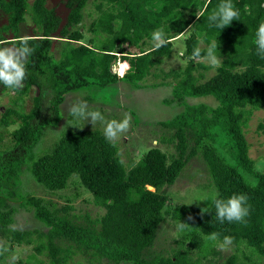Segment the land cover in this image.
<instances>
[{"label": "trees", "instance_id": "1", "mask_svg": "<svg viewBox=\"0 0 264 264\" xmlns=\"http://www.w3.org/2000/svg\"><path fill=\"white\" fill-rule=\"evenodd\" d=\"M89 1L65 0L68 12L62 24L56 11L46 7L47 0H0V10L7 16L6 24L0 26V41L19 46L28 37L33 49L26 62L23 86L13 90L0 84L16 93L1 113L0 125H16L11 136L21 152L7 160L0 152V191L4 184L18 178V171L26 164L30 175L50 193L64 190L69 180L76 178L105 213L94 220L86 217L82 225L71 214V206L57 208L30 196L23 206L33 208L34 219L46 230H18L11 228L15 209L8 203L17 194L6 192L2 196L0 192V244L9 250L30 246L31 253L15 264H68L74 255L113 264L264 262V172L258 171L250 159L243 130L247 114L264 109V58L257 54L255 44L258 26L264 22V0H232L239 16L224 29L208 19L221 0H105V8L101 0L96 5L97 17L87 26L83 11ZM26 16L35 32L20 36L19 26L26 23ZM157 29H163L166 45L158 49L153 46L149 52L132 57L122 54L124 44L139 47L153 41ZM189 29L182 54L185 65L165 72L160 66L171 56L172 41ZM83 33L91 35L90 46H66L58 61L53 58L54 38L79 42ZM213 42L218 43L222 62L206 79L204 72L211 67L201 61ZM200 43L207 47H200ZM196 48L201 49L200 58L193 55ZM118 55H122V72L126 70L122 77L112 72ZM149 75H160V83L171 86L169 102L183 106L172 119L159 123L169 134L161 133L157 142L172 145L173 153L155 146L141 160H132L126 166L117 147L102 133L77 129L63 132L48 152L34 158L32 151L44 130L56 127L62 118L60 106L66 94L93 86L105 89L118 81L139 86ZM29 93L32 106L25 111L22 102ZM202 97L214 98L217 106L212 109L202 103H186V99ZM258 129L264 132V124ZM198 151L216 195L203 214L189 205L170 208L163 191L176 182ZM246 174L255 182H250ZM239 193L248 196L250 205L245 222L220 223L214 200ZM170 213L177 222L189 225L187 234L170 256L147 258L144 252L153 246L158 227ZM213 233L218 234L215 240L211 239ZM225 236L233 238V252L221 259L215 244H223ZM242 247L246 253L240 251ZM9 252L0 255V264Z\"/></svg>", "mask_w": 264, "mask_h": 264}, {"label": "rangeland", "instance_id": "2", "mask_svg": "<svg viewBox=\"0 0 264 264\" xmlns=\"http://www.w3.org/2000/svg\"><path fill=\"white\" fill-rule=\"evenodd\" d=\"M65 0H47L46 7L54 9L56 13L65 21L68 10L65 8L63 2ZM101 0L89 1L86 5L83 16L85 25H89L98 14L97 4ZM107 2L104 0V8ZM7 16L0 10V26L5 25ZM19 35L31 36L34 35L35 27L31 22L29 16H26V23L21 24ZM191 29L183 33L172 41L171 56L164 59L160 68L165 72L171 69L182 68L185 61L182 59L184 50V40L189 36ZM84 37L79 42H72L63 40L61 38H54L53 58L58 61L66 46L68 48H77L80 45H88L91 35L83 33ZM12 39V35L7 36ZM173 40V39H172ZM67 44V45H66ZM154 41L146 42L139 47H127L123 45V53L132 55L138 54L141 51L153 49ZM200 47H207L204 43H200ZM57 48V49H56ZM219 55V53H217ZM118 62L115 64L117 68H112V72L119 69L121 65L119 60L122 55H118ZM221 60L222 57L220 56ZM204 65L210 66L208 71H205V78L211 77L215 73L217 66L205 59L201 61ZM113 65V64H112ZM114 67V66H112ZM117 75V72L114 73ZM118 76V75H117ZM169 80V79H168ZM205 80V79H204ZM202 79V81H204ZM163 79L160 77H153L149 75L139 86H132L122 81L111 85L105 89H99L93 86L86 90H78L70 92L64 96L63 103L60 106L62 118L54 128L44 130L42 138L33 149L34 158L38 157L44 152H48L54 142H56L65 131H73L77 129H91L98 130L104 135L105 124L97 121L91 124L90 120L76 119L70 112L69 107L74 103L84 102L88 105V111H100L105 117L106 121L112 119L122 120L126 114L131 116V126L129 130L122 134L116 141L111 142L117 147L119 157L127 166L132 160L139 161L144 154L153 147H160L168 154L174 152V148L170 144H160L157 138L164 133L168 136L169 131L159 126L162 121L172 119L177 113L183 110V106H178L175 103H170L171 86L163 85ZM16 98V93L8 91L0 86V115L10 105L11 101ZM186 103L191 105L205 104L210 108L217 106V101L212 97L189 98ZM22 106L25 111H29L32 106V93L24 98ZM247 116L248 121L244 126V134L249 144V157L254 162L255 168L258 171L264 172V132L258 129L259 124H264V109L251 110ZM16 125L4 127L0 125V152L2 159L7 160L13 156H20L21 152L15 147L14 140L11 133ZM220 150V149H219ZM220 153L224 154L222 150ZM18 178L13 179L12 182L6 183L1 189V195L6 196V192H15V198H9V206L15 209L13 212V223L11 228L18 230L41 229L46 230V227L34 219V210L32 207L23 206L28 197L34 196L44 200L46 203L54 204L57 208L69 205L72 207L71 214L76 217L79 224L85 225V218L94 220L104 215L103 208L96 206L93 203V198L82 186L77 183L76 178H71L64 190L50 193L38 184L36 180L30 175L28 165H23L18 171ZM246 177L249 181L254 183L255 180L248 174ZM211 177L209 175L207 166L202 157L201 151L193 157L185 166L180 177L176 182L164 189V194L168 198L167 205L170 208L179 207L181 205H189L196 209H206L212 199L216 195V190L211 184ZM180 223L173 219L170 214L165 215L164 222L158 227L157 236L153 246L144 252L147 258L155 256L168 257L173 250L179 248L180 241L187 234V226L184 229L179 228ZM222 244H215V248L220 251L222 258L229 256L233 249L230 245L221 247ZM240 251L246 253L244 247ZM13 250H9V256L4 264H15L20 258L25 259L31 253L30 246H13ZM68 264H113L106 260H97L90 256L82 257L74 255ZM260 264H264L263 261Z\"/></svg>", "mask_w": 264, "mask_h": 264}, {"label": "clouds", "instance_id": "3", "mask_svg": "<svg viewBox=\"0 0 264 264\" xmlns=\"http://www.w3.org/2000/svg\"><path fill=\"white\" fill-rule=\"evenodd\" d=\"M238 16L239 10L232 3V0H221L218 7L212 11L208 19L215 27L224 29L233 20H236ZM28 39V37H24L19 42V46L15 44L5 45L3 41H0V84L6 88L16 90L23 86V82L27 76L26 62L33 52V49L29 47ZM152 39L156 49L167 44L163 29L155 30ZM255 44L257 45V54L264 58V22L258 26ZM217 52L218 43L213 42L206 49V54L203 59L209 61L211 65L217 66L222 62ZM193 55L195 58H200L201 49L196 48ZM116 65L113 67L114 69ZM124 73L119 77H122ZM69 112L76 119L90 120L91 124H95L97 121L104 123V136L109 142L116 141L131 126L130 115L126 114L122 120L112 119L106 121L100 111H88V105L84 102L72 104L69 107ZM214 206L217 219L220 223H224L225 221L229 223L245 222V217L249 215L250 211L248 196L244 193L233 194L227 199L217 198L214 200ZM204 212H207V210L201 209V214ZM188 219L191 220L193 218L189 216ZM186 226L189 225L180 222L179 228L184 229ZM217 236L218 234L213 233L211 239L215 240ZM232 240V237L225 236L221 247L231 245ZM7 251L8 249L3 244H0V255H3Z\"/></svg>", "mask_w": 264, "mask_h": 264}, {"label": "bare ground", "instance_id": "4", "mask_svg": "<svg viewBox=\"0 0 264 264\" xmlns=\"http://www.w3.org/2000/svg\"><path fill=\"white\" fill-rule=\"evenodd\" d=\"M119 64L121 65L120 67H118L119 69L115 70V72H118L119 76H121L124 72H122V70L124 69V65L122 64L121 60L119 61ZM117 68V67H116Z\"/></svg>", "mask_w": 264, "mask_h": 264}, {"label": "water", "instance_id": "5", "mask_svg": "<svg viewBox=\"0 0 264 264\" xmlns=\"http://www.w3.org/2000/svg\"><path fill=\"white\" fill-rule=\"evenodd\" d=\"M51 48H52V49L54 48V43L52 44ZM148 190H150V191H154V188H152V187H148Z\"/></svg>", "mask_w": 264, "mask_h": 264}]
</instances>
